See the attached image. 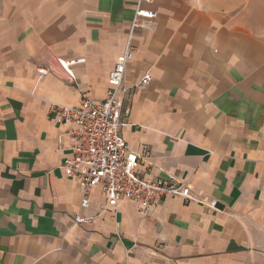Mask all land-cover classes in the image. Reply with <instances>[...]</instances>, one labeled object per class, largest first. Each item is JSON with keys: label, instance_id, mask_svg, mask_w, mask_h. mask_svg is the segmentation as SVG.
I'll return each mask as SVG.
<instances>
[{"label": "crops", "instance_id": "crops-1", "mask_svg": "<svg viewBox=\"0 0 264 264\" xmlns=\"http://www.w3.org/2000/svg\"><path fill=\"white\" fill-rule=\"evenodd\" d=\"M137 2L0 0V264H264V0L145 5L158 17L133 30L124 77L154 80L128 94L121 133L141 175L194 198L143 216L95 189L81 207L48 102L105 99ZM82 58L72 82L57 59ZM42 66L52 72L39 81Z\"/></svg>", "mask_w": 264, "mask_h": 264}, {"label": "built area", "instance_id": "built-area-1", "mask_svg": "<svg viewBox=\"0 0 264 264\" xmlns=\"http://www.w3.org/2000/svg\"><path fill=\"white\" fill-rule=\"evenodd\" d=\"M137 1L124 55L109 72L112 86L106 91L105 99L96 101L86 95L77 105L48 102L53 121L66 127L65 135L70 139L67 149L72 156L64 161L63 169L68 177L75 178L80 184L81 207L85 210L92 207L90 197L95 189H100L106 199V206L112 209L123 200L137 201L143 216H147L151 207L164 197L194 198L190 187L184 182L155 180L141 175L136 165L142 160V156L128 151L121 133L122 128L127 125L125 104L128 94L133 89H147L154 80V76L146 72L132 86L125 85L128 62L134 55L131 46L133 30L141 26V20L151 21L158 17L157 11L145 6L152 0ZM57 62L67 78L74 82L77 81L74 66L85 62V58L57 59ZM37 71V79L40 81L52 72V68L42 66ZM61 148H64L63 143ZM209 205L216 207L217 201H212ZM92 219L94 217L77 215L75 222L82 224Z\"/></svg>", "mask_w": 264, "mask_h": 264}]
</instances>
